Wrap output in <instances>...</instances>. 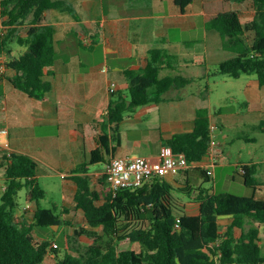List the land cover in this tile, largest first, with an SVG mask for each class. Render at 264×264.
Returning <instances> with one entry per match:
<instances>
[{
  "label": "trees",
  "instance_id": "16d2710c",
  "mask_svg": "<svg viewBox=\"0 0 264 264\" xmlns=\"http://www.w3.org/2000/svg\"><path fill=\"white\" fill-rule=\"evenodd\" d=\"M193 1L175 0V3L181 12H186ZM251 1L255 10L251 17L243 19L234 9L220 10L205 26L218 32L222 47L233 53L219 63V71L237 78L243 73H255L262 87L264 0ZM50 8L63 9L76 16L74 7L66 0H0L6 29L4 34L0 33V56L9 55L7 66L12 74L8 78L16 88L40 99L52 88L46 76L53 72L56 60L55 27L46 22L45 15ZM21 26L26 27L24 34L20 33ZM248 32L252 37L248 38ZM11 42L27 46V50L13 56ZM175 60L176 55L167 47H154L144 68L126 71L128 94L124 90L113 93L103 132L98 137L99 145L91 151L89 159L67 175L77 186L75 207L85 217L84 225L75 226V234L91 238L86 252L68 251L59 257V249L50 240L36 238L34 225L72 224L65 216L70 208L64 206L61 213H56L55 207L42 206L46 190L38 180L39 160L16 151L4 155L6 186L0 204V264H264L259 227L244 230L240 237L232 232L234 227H243L247 216L264 227V199L255 195L259 185L258 164H242L237 170L252 188L250 195L229 191L211 193L199 186L196 199L200 201V213L197 215L186 213L183 198L178 194L191 195L197 189L190 182V176L213 179L201 165L212 148L207 106L197 108L193 129L176 132L165 141L188 158L191 166L185 170L184 184L175 186L165 177H153L140 187L123 188L114 194L104 173L98 179V186L92 182L90 165L106 163L121 144V123L128 114L139 106L162 100V94L170 88H183L194 81L182 73L161 75L165 67H175ZM255 129L264 132V120ZM25 186L28 188L26 200L35 204L31 224L26 213L17 212L18 194ZM222 215L234 217L225 234L219 232L218 218ZM51 252L56 254L55 260L45 263Z\"/></svg>",
  "mask_w": 264,
  "mask_h": 264
},
{
  "label": "crops",
  "instance_id": "0c3cea01",
  "mask_svg": "<svg viewBox=\"0 0 264 264\" xmlns=\"http://www.w3.org/2000/svg\"><path fill=\"white\" fill-rule=\"evenodd\" d=\"M66 1L74 7L76 16L59 8H50L45 12L46 22L55 27L56 48L53 72L46 76L52 88L45 97H32L16 88L8 78L12 74L9 69L5 76L0 77V101L3 104L1 111L5 112L10 125L8 140L11 146L10 149L0 147V178L5 180L2 191L6 186L3 157L13 151L27 153L40 162L63 168L62 175L65 178L71 169L88 159L89 153L99 145L98 137L103 132L104 117L113 97L110 92L111 83H117L116 91H126V71L144 68L150 57V49L167 47L177 57L175 67H165L161 75H167L165 71L172 70L178 71L176 74L182 73L195 79L199 75H189L186 71L195 70L202 61H206V57L204 59L202 56L197 60L183 58L182 53H186V50V55L192 57V50L182 43H177L184 46L182 53L173 50L170 47L174 45L170 29L193 28L198 25L200 16L204 18L205 25L211 17L210 10L217 5L216 0H194L186 12L180 11L175 0ZM73 32H77L82 38L83 41L78 43L80 46L75 47L74 44L67 43ZM211 32L208 30L207 43L210 41V35L214 34ZM15 44L16 42H12L10 45L14 47L13 56H19L27 50L25 46L26 48H18L17 52ZM98 48L101 50L100 57L97 56ZM204 48L212 54L213 49L209 44H205ZM172 89L174 88L162 94V100L139 106L125 117L121 123L122 142L108 159L124 155H144L155 159L162 144L174 133L193 129L196 110L202 105L197 104L198 102L194 104L195 99L191 98L196 95L184 96L180 91ZM248 92L253 101H256L257 112L264 111V86L259 85L257 78L253 79ZM11 111L15 112L12 116ZM15 115L18 116L16 123ZM210 118L212 125L214 122L211 111ZM255 126L252 127L254 130ZM243 138L249 142L256 141V137L250 135ZM216 144L201 162L202 166L208 165L213 169L212 178L217 177L216 166L221 157L220 151H216ZM246 163L258 164L256 176L259 185L255 195L264 199V160L239 162L237 167ZM165 178L179 186L185 183L187 175L182 171ZM193 178H197L196 185H199L201 178L197 175L190 176L191 183ZM68 181L74 182L70 178ZM69 185L75 186L76 192L75 182ZM245 186L244 194L241 195H250L252 188L246 184ZM196 198L197 196L188 202L183 199L186 213H200V201ZM34 205L32 203L26 208L29 211ZM233 220L231 215L219 216V232L225 234L232 226ZM252 226L260 229L259 244L263 253L262 224L247 216L243 227H234L232 232L235 237H240L244 230Z\"/></svg>",
  "mask_w": 264,
  "mask_h": 264
},
{
  "label": "rangeland",
  "instance_id": "374dc122",
  "mask_svg": "<svg viewBox=\"0 0 264 264\" xmlns=\"http://www.w3.org/2000/svg\"><path fill=\"white\" fill-rule=\"evenodd\" d=\"M146 1L150 2V0ZM216 2L217 5L209 12L210 16L216 14L220 10L234 9L239 11L243 19H247L251 17L255 11L251 0H244L243 2L216 0ZM203 19L204 18L200 16L197 21L198 25L187 30H182L180 27H172L170 29V36H172L171 40L174 43V45L170 47L173 50L182 53L184 47L182 44L192 50V57L186 55L188 52V50H186V53H182L184 54L183 58L189 60L193 58L194 60H197L200 56L204 59L206 57V61H202L195 70L186 71L189 75H199L191 84L179 88L178 90H174L175 88L172 90L180 91V94L184 96L196 95L199 99L196 97L191 98L195 99V103L193 101L194 104L198 102L197 104L199 105L209 107L213 122L217 125V128L214 131V139L217 141L215 146L216 151H220L221 153L220 160L216 166L217 177H213V179L210 180L205 178L202 179L200 177L201 182L198 183L199 185H196L197 178H193L192 185L197 189H195L191 195L184 192H178L186 202L193 201L199 194V186L209 192L221 193L229 191L238 195L244 194L246 186L243 182L242 175L237 172V164L239 162H247L253 159L264 160V132L252 128L264 120V111L257 112L256 101H253L248 92L250 85L253 84V79H256L257 76L255 73H243L237 78L219 71V63L233 56V53L222 48V40L218 32L212 31L211 33L214 32V34L210 35V41L207 43L208 30L204 25ZM3 21L4 17L0 13V22ZM20 30V33L24 34L26 27L21 26ZM246 35L248 38L252 37L251 32H248ZM80 38L81 37H79L77 32H73V34L67 39V43L70 42V44H74L75 47L80 46L78 43L83 41L82 38ZM11 44L12 42L10 45ZM205 44H209L213 49L212 54H210L208 49L204 48ZM15 47H17V52H19L18 48H26L18 42H16ZM96 51L97 56L100 57L101 50L98 48ZM213 54L215 55L214 57L212 56ZM7 55V53H3L0 56V59L7 60ZM191 69H193V67ZM166 72L167 74H176L175 72L178 71L167 70L165 71V74ZM7 73L8 70L1 74L0 77L5 76ZM125 92L127 93L128 91L126 90ZM2 105L3 104L0 101V128L7 127L10 130V125L6 120V114L1 111ZM14 113L11 111V116ZM17 118L18 116L15 115V123ZM247 135L256 137V141L249 142L245 140L243 136ZM40 164L41 165L38 169V180L41 186L46 190V197L41 199L42 206L48 208L55 207L54 209L56 213H61L62 208L66 204V206L70 208V212L65 216L68 220L72 221V224H62L59 226L34 225L33 234L39 240H50L52 246L57 243L58 246L54 247L59 249V257H63L68 251L72 253L86 252L87 247L91 242V238L85 234L80 236L76 235L74 230L75 226L85 224L83 212L75 207L73 199L75 186L72 187L69 185V183L72 184L74 182L68 181V178H65L62 175L63 168L53 167L51 164H46L44 162H41ZM105 164V162H99L90 165L92 182L95 187L99 185L98 179L103 173ZM262 172H264V170ZM232 176H235L236 178H232ZM4 182L5 180L0 178V204L2 203V186ZM65 190L66 198H64ZM27 191L28 188L26 186L19 191V207L17 208V212L20 214L26 213V218L29 221L28 223L31 224L35 207L28 211L29 214L25 210L27 205H32V203H29L26 200ZM55 255L54 252H51L45 259V263H52L55 260Z\"/></svg>",
  "mask_w": 264,
  "mask_h": 264
},
{
  "label": "built area",
  "instance_id": "2783aa9c",
  "mask_svg": "<svg viewBox=\"0 0 264 264\" xmlns=\"http://www.w3.org/2000/svg\"><path fill=\"white\" fill-rule=\"evenodd\" d=\"M6 32L3 22H0V33ZM8 70L7 60L0 59V75ZM117 90V83L112 82L110 92ZM217 125L212 124L210 127L212 136V148L216 144L214 139V131ZM9 129L7 127L0 128V147L10 149L8 140ZM211 148V149H212ZM11 154V153H10ZM191 165L184 152H176L174 148L164 143L161 146L160 153L157 158L153 159L148 156H112L105 164L103 173L106 175L107 183L116 194L123 188H137L142 186L145 181L153 177H165L167 175H176L182 171L189 169ZM210 176L213 175V169L204 165ZM243 171L242 168H240ZM179 225V224H178ZM54 246H58L55 243ZM231 264V263H228Z\"/></svg>",
  "mask_w": 264,
  "mask_h": 264
}]
</instances>
